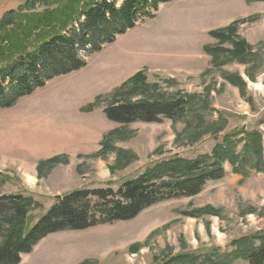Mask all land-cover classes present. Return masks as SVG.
Returning <instances> with one entry per match:
<instances>
[{"label": "rangeland", "instance_id": "1", "mask_svg": "<svg viewBox=\"0 0 264 264\" xmlns=\"http://www.w3.org/2000/svg\"><path fill=\"white\" fill-rule=\"evenodd\" d=\"M25 1L0 0V17ZM52 1L57 12L67 3ZM45 8L37 3L29 13ZM153 15L88 56L81 69L0 110V196L29 193L40 204L23 229L56 196L116 190L166 159L209 156L221 137L241 129L260 133L264 145V2L173 0ZM229 27L230 40L221 45L209 34ZM237 42L255 54L253 61L241 64L232 57ZM206 48L225 52L212 58ZM140 72L160 89L152 97L130 95L137 84L123 86ZM179 97L204 102L212 127L184 120L120 126L102 113L114 101ZM88 107L92 112H83ZM114 130L118 135L98 153ZM54 156L60 161L38 170L39 161ZM256 160L244 167L245 175L232 174L226 163V176L207 183L199 195L157 204L133 220L49 235L22 264H168L176 256L212 248L229 252L238 239L264 237V167L256 169ZM5 243L0 238V249Z\"/></svg>", "mask_w": 264, "mask_h": 264}, {"label": "trees", "instance_id": "2", "mask_svg": "<svg viewBox=\"0 0 264 264\" xmlns=\"http://www.w3.org/2000/svg\"><path fill=\"white\" fill-rule=\"evenodd\" d=\"M172 1L67 0L57 12L50 9L52 0H26L16 9L5 12L0 17V110L11 108L18 99L30 96L54 77L81 69L88 56L134 29L137 22L152 19L160 5ZM37 3L44 4L46 10L41 14L29 13L30 7ZM228 30L231 27L209 34L221 45L230 40L229 34L225 33ZM234 46L230 54L235 60L241 64L253 61L255 54L245 53L242 43H234ZM206 51L212 58L225 52L219 48ZM143 75V72L137 73L123 85L137 84L130 95L146 93L147 97H152L156 90H160L156 84L146 83ZM123 86L115 93H122ZM209 111L210 108L195 97L114 101L102 110L108 121L120 126L135 122L152 124L162 120L171 123L184 120L189 124L212 127L214 123L206 121ZM83 112L90 113L92 108H85ZM117 135L118 130L105 135L98 153L105 152L110 140ZM263 152L260 133L241 129L221 137L209 156L166 159L123 181L116 190L80 189L56 196L45 213L26 229L23 227L28 213L39 208L40 204L21 194L0 196V238L6 241V247L0 249V264H20L22 256L32 253L36 245L49 235L127 222L157 204L193 198L207 183L226 176V163L234 175H245L244 167L248 164L253 167L256 159V169L262 170ZM59 159L54 156L39 161L36 166L40 170L39 167L52 166ZM255 237L257 235L236 240L229 252L212 248L203 254L173 257L168 264H232L235 260L245 264H264V237Z\"/></svg>", "mask_w": 264, "mask_h": 264}, {"label": "crops", "instance_id": "3", "mask_svg": "<svg viewBox=\"0 0 264 264\" xmlns=\"http://www.w3.org/2000/svg\"><path fill=\"white\" fill-rule=\"evenodd\" d=\"M20 194H21V195H26V196H27V193H25V194L20 193ZM28 196H31V195L28 193ZM42 241H43V240H42ZM42 241H41V242H42ZM41 242H40V243H41ZM37 248H38V247L36 246V247L33 249L32 253H30V254H28V255H23V257H22V261H21L20 264L23 263V259H24V258H30V256H32V254L35 253V250H36Z\"/></svg>", "mask_w": 264, "mask_h": 264}]
</instances>
